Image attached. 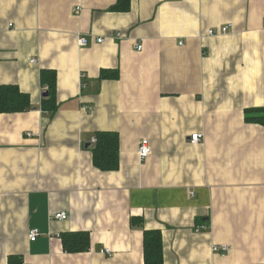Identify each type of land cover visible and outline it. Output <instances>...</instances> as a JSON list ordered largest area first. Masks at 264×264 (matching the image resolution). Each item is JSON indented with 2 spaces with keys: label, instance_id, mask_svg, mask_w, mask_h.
<instances>
[{
  "label": "crops",
  "instance_id": "obj_1",
  "mask_svg": "<svg viewBox=\"0 0 264 264\" xmlns=\"http://www.w3.org/2000/svg\"><path fill=\"white\" fill-rule=\"evenodd\" d=\"M117 3L0 0V86L31 104L0 114V264H145L156 229L165 264H264V127L246 122L264 108V0ZM100 132L119 135L117 171L94 166ZM67 232H88L89 250L66 252Z\"/></svg>",
  "mask_w": 264,
  "mask_h": 264
},
{
  "label": "trees",
  "instance_id": "obj_2",
  "mask_svg": "<svg viewBox=\"0 0 264 264\" xmlns=\"http://www.w3.org/2000/svg\"><path fill=\"white\" fill-rule=\"evenodd\" d=\"M131 0H118L114 11L127 12L130 10ZM113 74L103 73V78L115 77ZM42 85L46 88L47 96L43 98L42 107L47 113L58 109L56 100L57 75L53 70H43ZM30 97L17 86H0V114L20 113L30 108ZM246 122L264 127V108L248 110ZM97 142L93 144V163L102 172L117 171L120 167L119 135L114 132H100L96 135ZM139 218H133L132 224L137 225ZM62 244L68 253L86 252L90 248V234L88 232H67L61 236ZM144 263L165 264L163 238L160 230H146L143 239ZM9 264H23L18 256H11Z\"/></svg>",
  "mask_w": 264,
  "mask_h": 264
},
{
  "label": "built area",
  "instance_id": "obj_3",
  "mask_svg": "<svg viewBox=\"0 0 264 264\" xmlns=\"http://www.w3.org/2000/svg\"><path fill=\"white\" fill-rule=\"evenodd\" d=\"M76 12H79V9H77ZM233 28V25L231 24H228V25H225V26H222L220 27L219 29L217 30H210L209 31V35L210 36H214V35H223V34H227L228 32L231 31V29ZM105 39H98L97 42L99 44H103L105 43ZM79 44L81 47H87L89 44H90V41L87 39V38H82L79 40ZM142 47L139 46L138 47V50L141 51ZM32 62H36V61H32ZM202 135H199V134H196V135H193L192 138H191V142L196 144V143H199L201 140H202ZM97 142V139H93L92 143L95 144ZM151 153V148H150V144H149V141L147 139H144L141 141L140 143V146H139V156H140V159L142 161H145L148 156L150 155ZM56 219L58 220H66L67 219V214L65 212H62L60 214H57L55 216ZM203 229H206V226H199L197 228V231H201ZM40 237V233L38 232V230H32L30 232V240L32 242H35L38 240V238ZM213 251L214 252H217V253H221V254H226L229 252V249L227 246H214L213 247ZM101 253L102 254H105V255H108V256H111L112 255V251L110 249H105V250H101ZM24 264V263H23Z\"/></svg>",
  "mask_w": 264,
  "mask_h": 264
},
{
  "label": "water",
  "instance_id": "obj_4",
  "mask_svg": "<svg viewBox=\"0 0 264 264\" xmlns=\"http://www.w3.org/2000/svg\"><path fill=\"white\" fill-rule=\"evenodd\" d=\"M44 96H47V93H45V95Z\"/></svg>",
  "mask_w": 264,
  "mask_h": 264
}]
</instances>
